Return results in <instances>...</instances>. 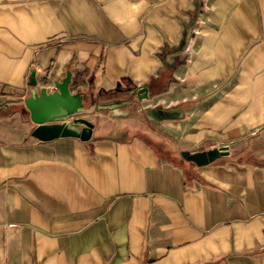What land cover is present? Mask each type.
I'll list each match as a JSON object with an SVG mask.
<instances>
[{
  "label": "crops",
  "instance_id": "obj_1",
  "mask_svg": "<svg viewBox=\"0 0 264 264\" xmlns=\"http://www.w3.org/2000/svg\"><path fill=\"white\" fill-rule=\"evenodd\" d=\"M69 70L92 136L40 140ZM0 264H264V0H0Z\"/></svg>",
  "mask_w": 264,
  "mask_h": 264
},
{
  "label": "water",
  "instance_id": "obj_2",
  "mask_svg": "<svg viewBox=\"0 0 264 264\" xmlns=\"http://www.w3.org/2000/svg\"><path fill=\"white\" fill-rule=\"evenodd\" d=\"M72 71L69 70L62 80L55 82V90L44 86L25 98V105L30 111L31 120L36 124L32 135L40 140H51L59 136H74L82 140L90 139L94 123L79 116L85 107L86 94L82 89H71ZM36 84V81H33ZM143 97H149V88L144 86L137 90ZM142 98V97H141ZM179 109L150 108L147 113L155 118H175L180 115ZM71 117V118H70ZM229 153L227 144L207 150H183L182 155L199 166L207 165L222 155Z\"/></svg>",
  "mask_w": 264,
  "mask_h": 264
},
{
  "label": "rangeland",
  "instance_id": "obj_3",
  "mask_svg": "<svg viewBox=\"0 0 264 264\" xmlns=\"http://www.w3.org/2000/svg\"><path fill=\"white\" fill-rule=\"evenodd\" d=\"M115 99H117V97H116V96L113 98V100L115 101Z\"/></svg>",
  "mask_w": 264,
  "mask_h": 264
}]
</instances>
